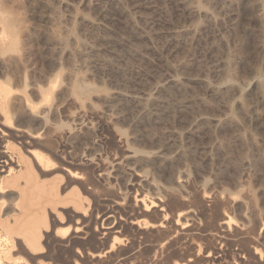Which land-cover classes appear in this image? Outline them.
I'll use <instances>...</instances> for the list:
<instances>
[{
	"label": "rangeland",
	"instance_id": "rangeland-1",
	"mask_svg": "<svg viewBox=\"0 0 264 264\" xmlns=\"http://www.w3.org/2000/svg\"><path fill=\"white\" fill-rule=\"evenodd\" d=\"M0 154V264H264V0H0Z\"/></svg>",
	"mask_w": 264,
	"mask_h": 264
},
{
	"label": "bare ground",
	"instance_id": "bare-ground-1",
	"mask_svg": "<svg viewBox=\"0 0 264 264\" xmlns=\"http://www.w3.org/2000/svg\"><path fill=\"white\" fill-rule=\"evenodd\" d=\"M82 83V82H81ZM43 89H47L48 90V85H47V88L45 87V88H42L40 91H43ZM44 92V91H43ZM131 100V99H130ZM50 104V103H49ZM48 104V105H49ZM27 105V104H26ZM47 104H45V106H46ZM29 107V106H28ZM42 107V106H41ZM40 107V108H41ZM40 108H38V109H40ZM112 108H114V107H112ZM36 109V108H35ZM42 109V108H41ZM40 109V110H41ZM49 109V108H48ZM30 110H31V108H30ZM37 113V112H36ZM45 112H43L42 114H44ZM41 114V115H42ZM42 118V117H41ZM21 130H22V128H21ZM152 152V151H151ZM3 153H4V151H3ZM140 153V152H139ZM149 153V152H148ZM35 153H33V155H34ZM135 154H137V153H135ZM134 155V154H133ZM35 156H36V154H35ZM153 156H154V158H161V155H160V153L159 152H155L154 154H153ZM39 157V156H38ZM39 158H41V157H39ZM127 158H129V157H127ZM131 161V160H130ZM8 160L4 157V155H1L0 154V172H3V171H6V166L8 165ZM140 163V162H139ZM124 164V163H123ZM12 168V167H11ZM124 168V167H123ZM126 168V167H125ZM8 169V168H7ZM102 170V169H101ZM107 173L106 174H108V171H107V169H104ZM126 170L127 171H129V172H131L132 173V169L130 168V167H127L126 168ZM8 171V170H7ZM183 171V170H182ZM102 172H104V171H102ZM101 172V173H102ZM125 172V171H124ZM178 173V172H177ZM184 173V172H183ZM6 174V173H5ZM7 174H9V173H7ZM179 174H182V173H180L179 172ZM178 174V175H179ZM107 176H110V175H107ZM135 177V176H134ZM133 177V178H134ZM187 175L184 173V174H182L181 176H178L176 179H175V181H176V184H177V186H181L185 181H186V179H187ZM104 178H106V177H104ZM106 180V179H105ZM139 180H142V181H145V182H147L148 184H151V186L153 187V189L155 190L154 191V194L155 195H157V196H159L160 194L158 193V186H155L153 183H150V181L148 180V177H147V175H146V173L145 174H142L141 176H140V179ZM20 183V182H19ZM106 183V182H105ZM202 185H203V183H202ZM244 187V186H243ZM1 188V187H0ZM239 188V187H238ZM240 188H242V187H240ZM209 189V188H208ZM223 190H225V189H223ZM239 190V189H238ZM242 192H243V190H241ZM163 192H164V194L167 196V197H172L173 199H174V196H177L178 195V190L176 189V188H173V187H168L167 186V188H165V189H163ZM195 191H193L192 192V194H190V195H193V193H194ZM219 192V191H218ZM199 193V192H198ZM204 193V192H203ZM180 194V193H179ZM197 194V193H196ZM196 194H194L193 196H195ZM222 194V193H221ZM221 194H220V196H221ZM231 196V195H230ZM244 196V198H245V194L243 195ZM250 196V195H249ZM248 196V197H249ZM222 197V196H221ZM247 197V196H246ZM163 198V197H162ZM177 198V197H176ZM158 199V201L160 202L161 200H160V198H157ZM198 199H199V197H198ZM211 199V198H210ZM246 199V198H245ZM250 199V198H249ZM248 199V201H249V203H250V201L251 200H249ZM181 200V199H180ZM213 200H216V199H213ZM235 200V199H234ZM241 200V199H240ZM168 201V200H167ZM194 201H196V200H194ZM228 201V200H227ZM236 201V200H235ZM242 201V200H241ZM244 201V200H243ZM153 202V201H152ZM164 202H166V200L164 201ZM178 202V201H177ZM206 202H208V201H206ZM197 203V202H196ZM200 203V202H199ZM214 203V202H213ZM224 203V202H223ZM225 203H228V202H225ZM233 203V202H232ZM171 204H172V202H171ZM200 204H202V201H201V203ZM231 204V203H230ZM177 205H179V204H177ZM182 205H184V204H182ZM203 205V204H202ZM218 204H216V206H217ZM246 205V204H245ZM244 205V206H245ZM169 206V205H168ZM201 206V205H200ZM199 206V207H200ZM210 206V205H209ZM249 206V205H248ZM250 206H251V204H250ZM249 206V207H250ZM147 207V206H146ZM167 207V206H166ZM182 207H184L185 208V205L184 206H182ZM218 207V206H217ZM168 208V207H167ZM187 208V207H186ZM212 208V207H211ZM206 209V208H205ZM217 209H219V207L217 208ZM246 209H247V206H246ZM253 209V210H252ZM250 208V210H251V212L253 211L254 213L253 214H256L255 213V209L254 208ZM192 210V209H191ZM168 211V210H167ZM188 211V210H187ZM216 211H219V210H216ZM245 211V210H244ZM181 213V212H180ZM180 213H179V215H180ZM196 214H197V212H195ZM226 213V212H225ZM243 213V212H242ZM172 214V213H171ZM199 214V213H198ZM220 216H221V214H219ZM218 215V216H219ZM250 215V214H249ZM228 216V215H227ZM246 216V215H245ZM251 216H252V214H251ZM222 217V216H221ZM230 217V216H229ZM178 218V217H177ZM231 218V217H230ZM258 218V217H257ZM217 219V218H216ZM228 219V218H227ZM254 220V219H253ZM204 221V220H203ZM176 222V221H175ZM217 222V221H216ZM181 223V222H180ZM231 223V222H230ZM249 223V222H248ZM182 224V223H181ZM192 224H194V223H192ZM184 225V224H183ZM196 225V224H195ZM212 225H213V223H212ZM247 224H245V226H246ZM108 226H110V225H108ZM201 227V226H200ZM222 227L225 229V228H228L229 227V223L228 222H224L223 221V223H222ZM138 230H140V229H138ZM228 230H229V228H228ZM180 231V230H179ZM226 231V230H225ZM139 232V231H138ZM137 233V232H136ZM165 233V232H164ZM167 233H169V231L167 232ZM167 233H166V235H167ZM172 232H170V234H171ZM175 233V232H174ZM243 233H245V232H243ZM248 233V232H247ZM170 234H168V236L170 235ZM218 235V234H217ZM236 235V234H235ZM162 236V235H161ZM164 236V235H163ZM228 236V235H227ZM227 236H226V239H227ZM240 236V235H239ZM167 237V236H166ZM170 237V236H169ZM172 237V236H171ZM219 237V236H218ZM234 237V236H233ZM233 237H231V238H233ZM168 238V237H167ZM220 238V237H219ZM235 238V237H234ZM166 239V238H165ZM164 239V240H165ZM171 239V238H170ZM178 239V238H177ZM146 240V239H145ZM168 241V240H167ZM176 241V240H175ZM174 241V242H175ZM230 241V240H229ZM150 242V241H149ZM149 242L147 243V245L149 244ZM163 242H166V240L165 241H163ZM177 242V241H176ZM151 243V242H150ZM153 243V242H152ZM151 243V244H152ZM162 243V242H161ZM172 243V242H171ZM154 245H156V243L154 244ZM159 245V242H158V244H157V246ZM146 246V245H145ZM157 246H155V247H157ZM160 247H161V245H159ZM148 247L150 248H152V247H154V246H149L148 245ZM162 248V247H161ZM161 248H160V250H161ZM165 248H166V246H165ZM121 250V249H120ZM153 249H151V251H152ZM163 250V249H162ZM161 250V251H162ZM150 251V250H149ZM154 251V250H153ZM169 251V250H168ZM156 252V251H155ZM154 252V255L156 254ZM164 252H166V251H164ZM128 254H129V252H128ZM171 254V253H170ZM153 255V256H154ZM168 257L167 258H169V254H166ZM75 256V255H74ZM152 256V258H154ZM165 256V255H164ZM151 258V259H152ZM166 258V259H167ZM244 258V257H243ZM255 258V257H254ZM158 259V258H157ZM156 259V260H157ZM162 259H165V258H162ZM154 261V260H153ZM159 261H160V259H159ZM156 262V261H155ZM243 262H245V261H243Z\"/></svg>",
	"mask_w": 264,
	"mask_h": 264
}]
</instances>
